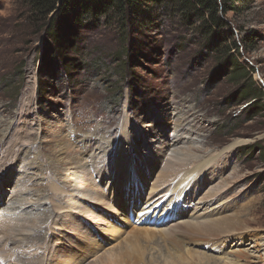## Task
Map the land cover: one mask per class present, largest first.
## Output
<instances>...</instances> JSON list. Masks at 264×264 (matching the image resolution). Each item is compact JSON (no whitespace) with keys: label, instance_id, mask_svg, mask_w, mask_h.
<instances>
[{"label":"rangeland","instance_id":"374dc122","mask_svg":"<svg viewBox=\"0 0 264 264\" xmlns=\"http://www.w3.org/2000/svg\"><path fill=\"white\" fill-rule=\"evenodd\" d=\"M214 5L217 13L186 12L181 1L142 4L128 34L111 11L97 20L87 14L75 26L62 22L59 59L47 21L30 13L29 1L0 0V146L15 152L1 160L0 226L29 228L41 238L37 247L55 246L46 260L48 249L39 250L43 264L62 255L93 264L150 227L158 231L155 239L140 236L144 255L122 264L179 262L174 253L183 251L163 232L213 257L211 264H264L263 246L261 258L235 252L247 234L264 236V112L242 114L245 87L224 67L222 52L240 56L264 88V0ZM180 136L188 140L180 148H193L201 160L212 155L188 188L183 173L193 165L166 144ZM24 146L28 156L17 160ZM96 191L102 198L86 195ZM7 237L23 238L0 232V247ZM21 255L19 264L35 257L18 250L13 261Z\"/></svg>","mask_w":264,"mask_h":264},{"label":"bare ground","instance_id":"6f19581e","mask_svg":"<svg viewBox=\"0 0 264 264\" xmlns=\"http://www.w3.org/2000/svg\"><path fill=\"white\" fill-rule=\"evenodd\" d=\"M29 82V81H28ZM26 92H27V90H26ZM26 92H25V94H26ZM29 92V91H28ZM25 99V98H24ZM24 102L26 101V100H23ZM24 108V107H23ZM21 111H23V110H21ZM31 138V137H30ZM182 138V139H181ZM180 139H181V141H175L176 139H174V140H172V141H169L168 143H166L168 146H172L173 148H170V150H171V153L173 154V157L175 158V159H177V160H180V161H183V162H188V163H190V164H192L193 166L191 167V169H189L188 171H186L185 170V172L183 173L184 175H185V178H184V180L182 181V183L185 185V188H188V186L190 185V183H191V181H192V179H193V176H195L194 174H195V172L197 171V172H203V170H204V168L208 165V163H209V159H211L212 157V155L210 156V155H208V157L209 158H205V159H203V160H201L200 158L201 157H197L198 155H197V152L193 149V148H190V147H179L178 146V144L180 143V142H182V141H184V140H186V139H184L183 137H181L180 136ZM31 140H32V138H31ZM186 141H188V140H186ZM27 143H29V141H26ZM98 141H95L94 143H97ZM21 143H23V142H21ZM183 143H185V142H183ZM187 143V142H186ZM191 143V142H190ZM192 143H194V142H192ZM191 143V144H192ZM14 144H16V143H14ZM14 144H13V146H14ZM165 144V145H166ZM196 146H198V145H196ZM22 147V146H21ZM196 148V147H195ZM233 148V146L231 147V149ZM13 149V148H12ZM10 150H11V147L9 148H5L4 149V146H0V156H2L1 158H0V165H1V163H2V159H4V158H7L8 156L7 155H10L11 153H14L15 154V152L14 151H11L10 152ZM21 151V154H20V152H18V157L16 158L17 160H18V158H19V156H23L24 157V159H25V157L26 156H28V152H29V150L27 149V147L25 148V146L20 150ZM7 153V155H3V154H6ZM23 153V154H22ZM222 156V155H221ZM117 157H118V154H117ZM205 157H207V156H205ZM219 157V156H218ZM217 158V157H216ZM215 159V158H214ZM205 160V161H204ZM213 160V159H212ZM17 162V161H16ZM5 163H6V161H5ZM173 163V162H172ZM35 163H31V165H34ZM174 164V163H173ZM213 164V163H212ZM121 165H123V164H121ZM124 166V165H123ZM116 169H120V167H118V166H116L115 167ZM103 172H105V171H103V169H100L99 170V173H103ZM192 176V177H191ZM83 184V183H82ZM181 184V183H180ZM51 186H55V189H53L52 188V190H55V191H59L60 189L58 188V186H56V184H52ZM69 186V185H68ZM93 188V187H92ZM178 188V187H177ZM184 188V187H183ZM77 189L78 190H84L83 189V186L82 185H78L77 186ZM51 190V189H50ZM74 190V189H73ZM87 190V189H86ZM85 190V191H86ZM90 190V189H89ZM179 190V189H178ZM82 191H79V193H82ZM213 191V190H212ZM89 192V191H88ZM91 192V191H90ZM180 192V191H179ZM185 192V191H184ZM108 194V193H107ZM180 194V193H179ZM212 194H213V192H212ZM86 195H88L89 197H94L95 196V198L97 199V198H102V194L101 193H99V191H96V192H92V193H88V194H86ZM181 195H184V194H181ZM83 196V195H82ZM180 196V195H179ZM81 197V196H80ZM55 199V198H54ZM171 201H173V200H171ZM176 201V200H175ZM178 201V200H177ZM56 203V205L57 204H59L60 202H58V201H55ZM170 204H171V202H170ZM172 205V204H171ZM172 207H175V206H172ZM179 207V206H178ZM84 208H85V210L89 213L90 211H91V208H88V207H86V206H84ZM166 208H164V210H165ZM173 209V208H172ZM174 210V209H173ZM148 211V210H147ZM175 214V213H174ZM166 215V214H165ZM168 215V214H167ZM97 218V217H96ZM204 220V219H203ZM146 221V220H145ZM189 223H190V221H189ZM210 223V227L211 226H213V225H216L217 223L216 222H214L213 221V223H212V221H210L209 222ZM213 224V225H212ZM1 225V224H0ZM204 225H206V224H204ZM192 226H194V224H192ZM201 226H203V225H201ZM216 227L217 226H214V227H212L211 229H213V230H215L216 229ZM151 228H154V227H150V228H145L144 230H135L134 232H132V234H133V236L131 237V240H130V242H126L127 243V246H125V247H119V249H122L121 251H119L116 255H114L113 253L114 252H111V253H106V254H104V255H102L101 257H99L98 259H96V260H94L93 262V264H97V262L99 263V264H122L123 263V261H124V258L126 257V258H129V256L131 257V254L133 253V254H137L138 256H140L141 257V255H144L143 254V247L140 245L141 244V242H140V236H143V237H148V238H151V239H155V235H154V233L156 232V231H158L157 229H151ZM210 229V230H211ZM212 230V231H213ZM115 231V230H114ZM119 231V230H118ZM171 231V230H170ZM178 231V230H177ZM0 232H2L3 233V237L4 236H8L9 234H13V233H15L16 235H19V236H23V238H22V240H17V239H14V238H9V237H7V238H5L4 239V247H0V264H2V263H7V264H15V263H13V262H17L18 264L20 263V262H22V260H21V258H22V255L18 258H15V261H13V257H15L16 256V254H17V251L18 250H30L32 253H33V255H35V257L33 258V259H31V260H27V264H43L42 263V260H43V258H38L39 256L38 255H40V256H42V255H45L44 254V251H43V253L41 252V253H39V250H41V249H43V250H47L48 249V251H49V253L47 254V255H45V257H44V259L46 260V256H49L52 252H54V250H52V248L53 247H55V246H53L52 248H50V246H44V247H37V245H42L41 244V238L39 237V238H36V232H33L31 229H29V228H20V229H17V228H15V227H13L12 225H9V224H7V223H4L2 226H0ZM82 232V231H81ZM187 233V232H186ZM82 234H83V232H82ZM115 234H116V232H115ZM118 234V233H117ZM163 234H164V237H163V239L166 241V242H168V241H170V242H173V244H174V246L175 247H177L178 248V250L179 251H183L182 253H179L178 255L177 254H175L174 253V256H177L178 258H179V262H175V264H179V263H182V262H186L187 264H190V262L191 263H195V264H200V262L201 261H199V259L198 260H194L196 257L198 258V256H197V253L196 252H199V257H200V260H202V262L204 261V260H206L207 262H203V263H207V264H211V263H209V261L212 259L213 260V257H208V256H204V254H202L203 252H201V251H199V250H195L194 252H192L190 249H187V248H185L184 247V245H183V242L181 241V240H178V239H176L174 236L175 235H178V234H168V233H166V232H163ZM258 234V233H257ZM40 236H42V235H40ZM154 236V237H153ZM246 238V239H245ZM254 238H256V240H258V243H257V245H254V246H252V248H254V249H249L248 248V246H246L245 248H241V247H243V243L244 242H246L247 240H253ZM130 239V238H129ZM189 239V238H188ZM200 239H203V238H200ZM148 240V239H147ZM205 240V239H204ZM153 241V240H152ZM208 241V239H206L205 240V242H207ZM189 242V241H188ZM42 243H43V241H42ZM96 243V242H95ZM208 243V242H207ZM31 244H34V247H37V249L36 250H34L33 248L34 247H32L31 246ZM237 245H238V248H237V250L235 251L237 254H239V255H245V256H257V257H262V256H258V252L261 250V248H259V246H263V249H264V236L262 237V236H258V235H254V234H247L244 238H243V240H241V242L240 243H237ZM93 246V245H92ZM146 247V246H145ZM63 249V248H62ZM56 252V251H55ZM146 252V251H145ZM60 254H61V252H60ZM59 254V255H60ZM64 254V253H63ZM132 254V255H133ZM184 255L185 256H187V259L184 257ZM63 257L62 258H60V257H57V256H53V258L51 259V262H48V263H50V264H73V259L72 260H70V259H64V255H62ZM105 256V259H103V257ZM55 257L56 258H59L61 261L59 262V263H57V262H55ZM74 257H76V256H74ZM55 259V260H54ZM77 259H79V260H81L82 258H80V257H77ZM76 258L74 259V263H76L77 260ZM153 259H155V257H153V258H151V260H153ZM220 259H222L223 260V258H221L220 257ZM219 259V260H220ZM10 260V261H9ZM24 260V259H23ZM45 260H44V262H45ZM141 260V259H140ZM143 261V260H142ZM141 262V261H140ZM197 262V263H196ZM216 263L215 264H218L217 263V261H215ZM227 262V261H226ZM227 263H229V262H227Z\"/></svg>","mask_w":264,"mask_h":264},{"label":"trees","instance_id":"16d2710c","mask_svg":"<svg viewBox=\"0 0 264 264\" xmlns=\"http://www.w3.org/2000/svg\"><path fill=\"white\" fill-rule=\"evenodd\" d=\"M29 11L31 14L39 18L40 21L45 22L46 33L56 43V51L52 55H57L62 59L65 55L64 43L60 36V26L62 22H69L70 25L83 23V16L87 14H94L97 20L99 12L111 11L112 17L120 20L121 29L124 34H128L126 28L128 27L127 21L131 16L142 13V4H151L152 8L157 9L161 7L162 3H177L182 2L183 9L186 12H191L193 9L200 11L201 7L206 10H213L217 13L218 8L214 5L217 0H28ZM198 7V8H196ZM215 13V14H216ZM122 20V21H121ZM218 27L222 24L221 20H214ZM132 24V23H131ZM44 27V26H43ZM125 39H127L124 36ZM237 50L240 46L234 43ZM214 49L213 47H211ZM125 50V49H123ZM230 50V49H229ZM224 52L223 65L228 68L232 67L231 74L234 75L236 80L242 81L245 87L238 95L243 96L247 100V106L243 110L244 115L254 114L259 111L264 112V88L259 87L257 82L253 80L252 68L239 62L240 56L234 58V54L227 55ZM72 64V63H71ZM67 65V63L65 64ZM254 72V71H253ZM230 73V72H229ZM253 101V102H252ZM256 102V103H255ZM255 103V107H249ZM241 117V116H240Z\"/></svg>","mask_w":264,"mask_h":264}]
</instances>
